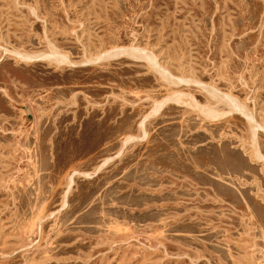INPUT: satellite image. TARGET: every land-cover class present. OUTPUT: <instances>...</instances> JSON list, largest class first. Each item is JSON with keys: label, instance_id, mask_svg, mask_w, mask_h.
<instances>
[{"label": "rangeland", "instance_id": "1", "mask_svg": "<svg viewBox=\"0 0 264 264\" xmlns=\"http://www.w3.org/2000/svg\"><path fill=\"white\" fill-rule=\"evenodd\" d=\"M206 88L264 156V0H0V264H264V162Z\"/></svg>", "mask_w": 264, "mask_h": 264}, {"label": "bare ground", "instance_id": "2", "mask_svg": "<svg viewBox=\"0 0 264 264\" xmlns=\"http://www.w3.org/2000/svg\"><path fill=\"white\" fill-rule=\"evenodd\" d=\"M51 47V46H50ZM135 51L136 53H141L142 55L140 56L141 58L143 57L144 59H147L149 61V64L152 66V67H155L156 71L158 72L159 76H161L163 78V80H167V81H170V82H175L177 81V83L179 82L178 79L176 78H173L172 76H170L166 70H162L161 68L157 67V65L155 64V62L150 59L149 55L147 53H144L142 52L141 50H137V49H132L131 47L128 48L126 50L127 51ZM17 54V53H16ZM18 57L20 59H25V60H30V59H33V58H36V57H45V58H48L50 61L52 62H55V63H67V64H71V62H69L67 60V58L64 56V55H61V54H58L56 53L55 51H51L49 54L47 55H40V56H35L34 54H27V53H22V54H18ZM101 58H105V55L102 56ZM174 80V81H172ZM206 92L208 93H211V94H214L216 97H218L219 99H221L223 102H225L229 109L232 110V111H240L242 112V114L245 116V122H246V126L247 128L249 129L248 133L250 135V141H249V145H251L252 147V156L255 158V160H261L264 162V156L260 153L261 151H259L258 149V145H256V141H255V132H256V128L257 127H261L260 125H258L256 123V120L253 119L251 113L249 112V110H247V108H245V106H242L240 105L237 101L233 100L230 96H227V95H223L221 93H217L216 91H214V89H211V88H206ZM210 94V95H211ZM206 116H213V117H218L220 114H216L214 111L212 110H207L205 108H202L200 109ZM264 129V128H263Z\"/></svg>", "mask_w": 264, "mask_h": 264}]
</instances>
